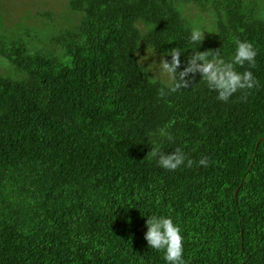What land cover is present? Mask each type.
Instances as JSON below:
<instances>
[{"label":"trees","instance_id":"16d2710c","mask_svg":"<svg viewBox=\"0 0 264 264\" xmlns=\"http://www.w3.org/2000/svg\"><path fill=\"white\" fill-rule=\"evenodd\" d=\"M183 5L209 16L189 20ZM67 6L66 25L51 28L56 54L0 38V55L25 75L0 74V264H164L143 239L149 214L180 226L186 264H264L258 0ZM197 27L203 38L190 42ZM237 39L256 49L252 66L235 67L251 71L257 85L227 101L199 73L188 74L187 88L168 92L136 58L141 47L161 55L178 47L181 61L196 50L228 61ZM165 126L171 140L153 135ZM153 141L166 154L181 148L192 166L158 167L148 154ZM201 157L207 167L197 165Z\"/></svg>","mask_w":264,"mask_h":264},{"label":"clouds","instance_id":"9594fccd","mask_svg":"<svg viewBox=\"0 0 264 264\" xmlns=\"http://www.w3.org/2000/svg\"><path fill=\"white\" fill-rule=\"evenodd\" d=\"M202 38L203 31L198 27L193 28L188 35V40L193 43L200 42ZM183 52L185 50L173 47L162 54L158 63L155 61L152 63L154 67L151 71L164 78V87L168 92L187 88L192 79L188 74L196 73H199V79H202L209 89L216 92V98L221 101H227L238 90L252 89L257 85L251 71L241 72L235 67L243 66L245 63L252 66L255 63L256 49L247 40L235 41L234 51L228 61L219 54H212L209 58L208 53L198 50L186 55L184 61H181L180 56ZM163 56L170 57V61H166ZM182 63L184 66L177 71ZM161 94H164V88L161 89ZM166 128L167 126L159 129L153 135L171 140L172 137ZM148 154L158 167L168 171H175L181 166L191 167L193 164L190 158H186L181 148L177 147L166 154L161 151L160 143L157 141H153ZM196 163L207 167L208 159L201 157ZM143 217L145 218L143 239L147 247L161 253L164 264H186L183 257L184 237L180 226L172 217L161 214H149Z\"/></svg>","mask_w":264,"mask_h":264},{"label":"rangeland","instance_id":"374dc122","mask_svg":"<svg viewBox=\"0 0 264 264\" xmlns=\"http://www.w3.org/2000/svg\"><path fill=\"white\" fill-rule=\"evenodd\" d=\"M67 2L68 0H0V38L15 41L23 39V43L30 51L56 54L58 45L55 41L57 33L54 30L61 25H66L69 14L73 13L67 6ZM258 2L260 12L264 14V0H258ZM46 10H51L54 13L51 20L37 17V11L43 13ZM181 12L189 20L209 16L191 5L181 6ZM67 25L71 26L72 24ZM161 56V54H154L143 47L136 53L138 63L145 69L150 80L164 83L163 77L151 71L154 67L152 63L154 61L158 63ZM163 58L166 60L164 56ZM0 74L12 79H24L25 77L22 71L1 55Z\"/></svg>","mask_w":264,"mask_h":264}]
</instances>
